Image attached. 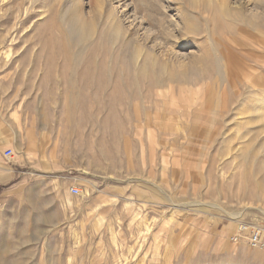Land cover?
Instances as JSON below:
<instances>
[{"label":"rangeland","instance_id":"obj_1","mask_svg":"<svg viewBox=\"0 0 264 264\" xmlns=\"http://www.w3.org/2000/svg\"><path fill=\"white\" fill-rule=\"evenodd\" d=\"M100 1L0 0V264H264V0Z\"/></svg>","mask_w":264,"mask_h":264},{"label":"bare ground","instance_id":"obj_2","mask_svg":"<svg viewBox=\"0 0 264 264\" xmlns=\"http://www.w3.org/2000/svg\"><path fill=\"white\" fill-rule=\"evenodd\" d=\"M111 1H115L116 3H118L119 5H121V7H125L126 9H129V12L131 14V16L129 17H133L134 20H138V22L140 24H143L146 22V20L152 16V12L156 9V8H164L163 4L160 3L161 0H111ZM196 1H200V0H194ZM102 4H104V0L100 1ZM204 2L206 3V5L208 6V4L212 3V0H204ZM79 4H81V2L79 1ZM220 7V6H219ZM222 8V6L220 7ZM258 8V7H257ZM109 9V8H108ZM165 10V9H164ZM257 10V9H256ZM125 11V10H124ZM254 11V10H253ZM99 15L101 14V10L98 9ZM222 13H226V9L222 8ZM83 14L82 13V7H76L75 10V19L76 21L81 25V27L84 28H89L90 29V25L91 23L89 21H84L83 22ZM107 14L109 15V17L115 21V31L118 32H123V30H125L123 24H122V20L120 19L119 16L116 15L115 11H113L111 8L109 11H107ZM127 14L129 13H125L124 15L127 16ZM102 15V14H101ZM226 15V14H225ZM264 16V15H263ZM148 17V18H147ZM256 18V17H255ZM259 19V18H258ZM73 20V19H72ZM83 30V28H82ZM260 31V30H259ZM125 33H128V30H125ZM134 33H137V35L142 36L144 32H139V31H135ZM85 34V33H84ZM119 34V33H118ZM216 37V36H215ZM205 39L208 40V42H213L214 38V33L211 27H207L206 29V33H205ZM219 46V45H217ZM204 54H201V56H199L198 60H202L204 58V56H202ZM194 56V55H193ZM198 56H195L194 58H196ZM191 63V62H190ZM190 65V64H189ZM187 70V69H186ZM228 69H226L227 72ZM202 102V101H201ZM202 105V104H201ZM159 243L160 240H156L154 245H153V249H154V253L152 258L149 260V262L147 263L148 259L147 258H141V262H139V264H157V259L159 256ZM151 248V249H152ZM257 257L260 256V252H256ZM166 255V254H165ZM151 257V256H150ZM164 262V260H163Z\"/></svg>","mask_w":264,"mask_h":264},{"label":"built area","instance_id":"obj_3","mask_svg":"<svg viewBox=\"0 0 264 264\" xmlns=\"http://www.w3.org/2000/svg\"><path fill=\"white\" fill-rule=\"evenodd\" d=\"M5 156L8 158L13 157V150L7 149ZM72 193L80 194L81 190L77 187H72ZM231 240L233 242H245L252 248H258L264 251V226L252 225L246 222H240L237 229L232 233Z\"/></svg>","mask_w":264,"mask_h":264},{"label":"crops","instance_id":"obj_4","mask_svg":"<svg viewBox=\"0 0 264 264\" xmlns=\"http://www.w3.org/2000/svg\"><path fill=\"white\" fill-rule=\"evenodd\" d=\"M4 140L5 139L3 138V136L0 135V143ZM5 169L6 168H4L0 165V185L4 184L5 182H7L13 178V175H11V173L8 171V170L11 171V169L10 168H7V170H5Z\"/></svg>","mask_w":264,"mask_h":264}]
</instances>
